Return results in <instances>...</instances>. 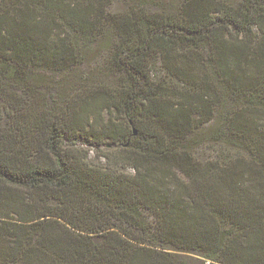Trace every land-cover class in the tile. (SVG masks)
<instances>
[{"label": "trees", "instance_id": "obj_1", "mask_svg": "<svg viewBox=\"0 0 264 264\" xmlns=\"http://www.w3.org/2000/svg\"><path fill=\"white\" fill-rule=\"evenodd\" d=\"M114 2L0 0V264H264V0ZM107 24L121 86L77 81ZM225 96L247 151L197 156Z\"/></svg>", "mask_w": 264, "mask_h": 264}, {"label": "rangeland", "instance_id": "obj_2", "mask_svg": "<svg viewBox=\"0 0 264 264\" xmlns=\"http://www.w3.org/2000/svg\"><path fill=\"white\" fill-rule=\"evenodd\" d=\"M131 0H115V2L110 6V10L114 12L122 11L127 2ZM149 2L157 3L158 5H169L178 0H145ZM152 9H156V6H152ZM117 40V34L112 28L107 24L102 36L95 42H88L84 47V60L81 65L76 66L75 70L71 72L70 75L75 76L76 80L79 82L92 83V82H102L104 84H110L112 86L120 87L122 84L123 76L120 72L113 70L110 65L112 61H108L110 55L108 53V47H110L114 41ZM109 55V56H108ZM152 76L155 81L159 79H166L169 82L175 84L177 79L173 78L172 75L167 73L165 67L163 66L160 58H155L150 65ZM58 93H55V98L58 100L64 99L67 95L71 98L74 92H79L81 90L71 89L69 83L62 82L58 84L57 90ZM68 99V98H67ZM236 107L235 100H231L228 96H225L222 99V103L217 108L215 118L205 124V126L196 129L195 133L191 135V138H196L198 143H202L199 146L194 143V141L188 137L183 141V144L189 146L194 150L197 156L202 158H211V157H225L229 154H243L247 150L240 146L239 144H231L220 142L218 144L211 143L208 139H215L212 137L213 132L221 133L224 128L226 129V117L228 112L233 110ZM105 118L107 119L110 115L108 112H105ZM117 116V113H116ZM79 144L85 149L89 150V158L91 161L96 162L98 160H103L102 157H99L96 146L91 144L86 138H81ZM113 141L111 139H106L103 145L100 146L101 149H107V147H112ZM152 219V216H151ZM195 257L198 260L204 259V257L191 253L188 254ZM189 264H192L189 262ZM195 264H200L197 261Z\"/></svg>", "mask_w": 264, "mask_h": 264}]
</instances>
